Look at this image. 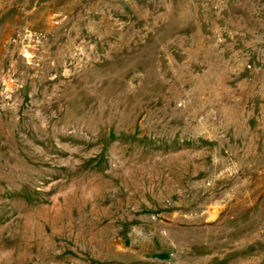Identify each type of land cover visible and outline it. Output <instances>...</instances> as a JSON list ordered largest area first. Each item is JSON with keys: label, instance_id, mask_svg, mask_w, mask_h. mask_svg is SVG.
I'll list each match as a JSON object with an SVG mask.
<instances>
[{"label": "rangeland", "instance_id": "374dc122", "mask_svg": "<svg viewBox=\"0 0 264 264\" xmlns=\"http://www.w3.org/2000/svg\"><path fill=\"white\" fill-rule=\"evenodd\" d=\"M0 264H264V0H0Z\"/></svg>", "mask_w": 264, "mask_h": 264}]
</instances>
